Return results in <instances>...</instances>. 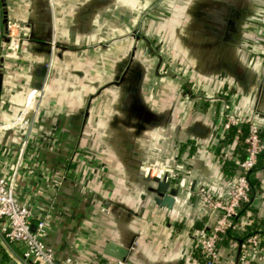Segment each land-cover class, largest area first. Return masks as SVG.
Instances as JSON below:
<instances>
[{
	"label": "crops",
	"instance_id": "obj_1",
	"mask_svg": "<svg viewBox=\"0 0 264 264\" xmlns=\"http://www.w3.org/2000/svg\"><path fill=\"white\" fill-rule=\"evenodd\" d=\"M169 1L162 35L183 49L181 60L150 62L136 39L126 42L131 27L110 19L123 18L124 2L111 10L110 0H54L53 13L51 0H0L1 31L6 18L31 34L18 60L0 62V124L10 126L0 128V168L17 169L20 199L46 221V240L78 264H202L194 234L216 215L194 191L227 198L245 153L246 128L225 131L224 115L255 117L264 129V0ZM53 39L45 99L37 108L34 98L32 123L12 125ZM149 163L153 175L179 172L171 205L144 179ZM256 219L264 220V166L252 172V202L240 215L243 225ZM227 254L223 244L219 264ZM247 264H264V242Z\"/></svg>",
	"mask_w": 264,
	"mask_h": 264
},
{
	"label": "built area",
	"instance_id": "obj_2",
	"mask_svg": "<svg viewBox=\"0 0 264 264\" xmlns=\"http://www.w3.org/2000/svg\"><path fill=\"white\" fill-rule=\"evenodd\" d=\"M51 7L54 13L53 0ZM2 31L0 29V36ZM7 43L5 57L18 60L22 44L31 38L27 27L17 21L10 20L7 25ZM56 43L51 42L49 58L45 63V71L40 84L30 92V99L19 119L12 125L23 126L34 120H29V111L33 109L32 102L37 100L40 108L45 99L55 62ZM36 108V110H37ZM10 127L0 124V128ZM246 128L245 155L238 163V172L227 198L218 196L207 186H200L194 191L195 198L205 206L206 213L216 215V221L211 228L198 229L194 238L204 261L202 264H219L220 251L226 244L228 254L224 264H236L240 248L239 264H247L252 256L258 255L264 242V232L247 236L229 238L230 230L241 231L244 225L240 221V212L245 205L252 202V183L250 174L262 162L264 166V129L255 117L236 115L230 111L225 113L223 128L230 131L234 128ZM225 157L227 155L225 154ZM153 170H159L153 165ZM169 172V178L177 179L179 172L174 168L163 169ZM17 169L5 173L0 168V244L8 253L7 258L0 252V264H78L80 263L72 251L64 254L52 246L45 238L46 221L37 218L32 208L20 199L17 186ZM226 242V243H225ZM115 264H127V260L119 259Z\"/></svg>",
	"mask_w": 264,
	"mask_h": 264
},
{
	"label": "rangeland",
	"instance_id": "obj_3",
	"mask_svg": "<svg viewBox=\"0 0 264 264\" xmlns=\"http://www.w3.org/2000/svg\"><path fill=\"white\" fill-rule=\"evenodd\" d=\"M122 2H124V9H125V15L123 16V18L110 17V19L113 22H117L119 24L124 22L126 23V26L131 27V31L130 32L127 31L124 38H126L127 40L126 42H129V41L132 42V39H136V42H139L141 60H150V62L153 60H181L180 54L183 51V49L179 48L175 50L173 49V46L169 47L170 44L166 43V41L159 40V36L161 35L156 31V28H155L156 24L159 25L160 23H163V22L166 23L172 18V14L170 11L171 3H172L171 1L169 0H138L135 3L133 0H110V5H111L110 9L114 10L116 7H119V6L121 7ZM133 3H135V7H133V9L135 8V10H133L134 12L131 13L132 6L134 5ZM178 3L179 1H174L173 5H177ZM138 10H140L141 12ZM137 12H139V15ZM138 28L142 29V34H140L141 38L139 37L135 38L136 32H134L133 30L134 29L137 30ZM110 35H111V38L113 36H116L115 40H117L118 37H121V34H117V32L110 33ZM150 36L151 37L155 36L157 38H155L153 42L151 41ZM112 42H110L108 45L111 46ZM147 51L148 53H146ZM178 51L180 54L178 53ZM114 56H115L114 54L113 55L111 54L110 60ZM172 72L173 74L176 73L175 75H178L181 77L183 76L180 66L175 65V67L172 69ZM184 78L186 79L185 76ZM188 82L189 81L186 79L184 83L188 84Z\"/></svg>",
	"mask_w": 264,
	"mask_h": 264
},
{
	"label": "water",
	"instance_id": "obj_4",
	"mask_svg": "<svg viewBox=\"0 0 264 264\" xmlns=\"http://www.w3.org/2000/svg\"><path fill=\"white\" fill-rule=\"evenodd\" d=\"M100 4L99 1H95V3ZM54 3V0H53ZM96 3V5H97ZM55 4H53L54 8ZM9 19H4V25H3V30H2V35L0 38V62L4 60L5 57V52H6V47L7 43L9 41V36L7 35V25H8ZM193 51V50H192ZM2 79V72L0 70V83ZM1 86V84H0ZM259 116V115H258ZM155 165V163H149V164H143L140 166V170L143 173L144 179L148 182H156L159 189L161 190V194H163L162 198L159 200L165 205H171L172 202L174 201V195L176 194V187L171 185L170 178H169V172H164V174H152V166ZM166 191H168L166 193ZM239 257H240V248L237 253V259H236V264H239Z\"/></svg>",
	"mask_w": 264,
	"mask_h": 264
},
{
	"label": "trees",
	"instance_id": "obj_5",
	"mask_svg": "<svg viewBox=\"0 0 264 264\" xmlns=\"http://www.w3.org/2000/svg\"><path fill=\"white\" fill-rule=\"evenodd\" d=\"M244 155H245V153H244ZM243 158H244V156L240 160H242ZM259 166H263L262 162H260L257 165V167H259ZM230 167H231L232 171H234L236 169V165L235 164H230ZM252 172L250 174L251 183H252ZM240 215H241V212H240ZM258 232H264V220H262V219H256L254 222H251L249 224H245L244 227H243V230H241V231L230 230L229 238L240 237V238L245 239L247 236H249L251 234H254V233H258ZM197 250L199 252L200 259L203 262L204 258L202 257L200 249L197 248ZM0 252L2 253V257L3 258H7L8 257V253L6 252L5 248L1 244H0Z\"/></svg>",
	"mask_w": 264,
	"mask_h": 264
},
{
	"label": "flooded vegetation",
	"instance_id": "obj_6",
	"mask_svg": "<svg viewBox=\"0 0 264 264\" xmlns=\"http://www.w3.org/2000/svg\"><path fill=\"white\" fill-rule=\"evenodd\" d=\"M165 25H166V23H160L159 25L158 24H156V31L161 35V36H159V40H161V41H163L164 40V37H163V35H162V33H163V30H165ZM157 32H155V33H157ZM140 34H142V29H140V28H138L137 30H136V34H135V36H136V38L137 37H139V38H141L140 37ZM151 37V36H150ZM155 38H157V37H151V41H153L154 42V39ZM150 39V38H149ZM158 41V40H157ZM165 41V40H164ZM156 43V42H155ZM157 44V43H156ZM147 50V49H146ZM147 53H148V51H147ZM176 73H174V75H175Z\"/></svg>",
	"mask_w": 264,
	"mask_h": 264
}]
</instances>
